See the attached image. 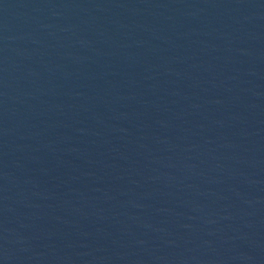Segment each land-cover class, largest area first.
Here are the masks:
<instances>
[{"label":"water","instance_id":"95a60500","mask_svg":"<svg viewBox=\"0 0 264 264\" xmlns=\"http://www.w3.org/2000/svg\"><path fill=\"white\" fill-rule=\"evenodd\" d=\"M0 264H264V0H0Z\"/></svg>","mask_w":264,"mask_h":264}]
</instances>
